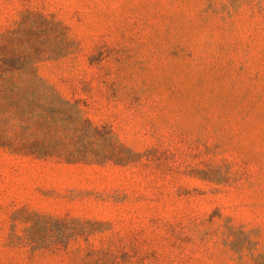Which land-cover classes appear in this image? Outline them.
<instances>
[{"label": "rangeland", "instance_id": "1", "mask_svg": "<svg viewBox=\"0 0 264 264\" xmlns=\"http://www.w3.org/2000/svg\"><path fill=\"white\" fill-rule=\"evenodd\" d=\"M27 9L75 41L39 77L138 161L0 149V264H262L264 0H0V28Z\"/></svg>", "mask_w": 264, "mask_h": 264}, {"label": "trees", "instance_id": "2", "mask_svg": "<svg viewBox=\"0 0 264 264\" xmlns=\"http://www.w3.org/2000/svg\"><path fill=\"white\" fill-rule=\"evenodd\" d=\"M74 50L67 28L39 11H21L12 26L0 28V149L66 164L137 162L135 153L107 126L85 117L79 101L66 99L37 74L40 62L63 58ZM40 223H55L51 226L68 237L67 243L86 229V221L73 218L40 215ZM27 240L39 241L36 233ZM47 240L53 248L57 245L54 229Z\"/></svg>", "mask_w": 264, "mask_h": 264}]
</instances>
